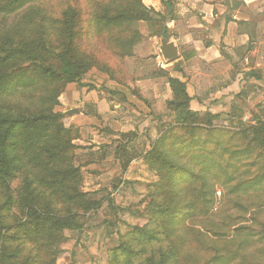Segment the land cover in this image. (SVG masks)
Masks as SVG:
<instances>
[{"label":"trees","instance_id":"16d2710c","mask_svg":"<svg viewBox=\"0 0 264 264\" xmlns=\"http://www.w3.org/2000/svg\"><path fill=\"white\" fill-rule=\"evenodd\" d=\"M33 1L35 0H0V16L15 14ZM142 1L133 0L125 9H115L113 14L109 9L96 13L95 25L104 32L125 24L146 22L162 26L163 33L167 21L169 22L173 15L171 6L163 2L166 9L164 15H160L146 10ZM61 18L55 19L57 23L55 32L59 34L62 43L60 50L54 51L52 57L61 62L64 67L62 71L43 65L44 57L36 49L29 51L27 45H18L10 28L0 27V104L15 96L22 98L31 95L38 86L50 81L63 83L65 86L79 85L86 64L82 60L83 53L79 55L74 45L76 24L73 10L63 12ZM141 40L140 33L134 30L129 39L117 41L121 52L118 51V56L122 59L132 57L133 46L139 44ZM28 60L30 63L26 69L19 67L14 69L17 62ZM109 77L111 80H119ZM168 85L171 97L166 102V108L173 114L172 123L160 132L158 139L143 156V162L148 170L155 172L158 177L156 183L146 185L147 198L144 201L146 209L142 217L147 222L141 227L134 226L119 236L118 245L107 252L106 264H172L174 260H178L181 247L185 250L188 264H237L242 257V251L247 248L241 238L245 236L252 244L261 243L264 241V223L260 225L262 228L255 227L253 222L239 225L234 229L236 237L232 241L226 239L230 229L243 222L216 226L203 220L191 226L187 224V221L199 215V207L207 209L211 202L210 187L206 177L197 176L192 169L180 165L172 153L177 152V156L180 157L181 150L195 149L201 142L194 139L195 134L206 132L203 128L212 130L220 117L208 112L192 111L189 107L191 98L185 83L168 77ZM39 94L41 95L42 91H39ZM19 106L26 108L13 111L10 117L2 113L3 107L0 106V181L6 182L13 175L16 167L8 149L15 146L18 160L24 161L30 171L33 172L34 169L38 174L55 170L58 179H50L49 183L69 188L67 203L76 208V212H81V216L77 218L81 219L84 214L101 208V201L88 200L85 193L77 190L81 181L79 170L70 164L66 166L59 164L69 151L76 149L70 142L79 139L74 136L65 139L70 131L65 130L59 123L62 113H53L45 109L44 103L38 105L36 102L32 104L26 101L24 105L20 103ZM211 130L207 132L211 134ZM246 131L250 132L251 142L264 149V122L258 121L257 125L248 127ZM185 135H189V138L186 139ZM205 143L206 141L203 142ZM245 152L247 148L242 154ZM233 153L235 157L240 154L237 151ZM229 158L233 159L232 152ZM194 160L196 166H202L204 169H209L211 164L214 165L213 161L201 157ZM44 180L46 181V178ZM190 181L200 184L193 198L184 190V186ZM228 184L229 182H225L226 186ZM259 185L257 179L253 178L244 182L237 181L233 187L229 189L227 186L225 190L228 194H235L243 188L252 190ZM17 226L29 244L47 254L49 264H55L57 246L64 230L74 228L73 219L63 218L52 211L41 214L32 208L27 211L25 222ZM197 226L199 228H196ZM3 231L4 225L1 221L0 235ZM4 239L5 237L0 236V264H17L16 261H11L15 257L13 254L4 252ZM224 243H233L236 248L223 253L220 248ZM199 249L206 252L202 257V263L197 254Z\"/></svg>","mask_w":264,"mask_h":264},{"label":"crops","instance_id":"0c3cea01","mask_svg":"<svg viewBox=\"0 0 264 264\" xmlns=\"http://www.w3.org/2000/svg\"><path fill=\"white\" fill-rule=\"evenodd\" d=\"M165 3L173 11L165 31L137 23L142 42L120 63L119 80L103 76V87L94 84L96 89L72 84L65 95L71 104L63 112L78 111L66 120L80 132L74 144L85 162V179L92 183L86 192L106 203L103 212L109 214L112 207V219L88 231L94 239L124 234L140 220L125 208L143 198L139 194L152 181L143 156L172 123L173 114L166 108L171 97L168 77L186 84L194 112L219 115L224 121L238 114L244 122H264V0ZM151 6L164 15L163 3L151 0ZM101 212L88 221L100 219ZM91 250L102 254L97 245Z\"/></svg>","mask_w":264,"mask_h":264},{"label":"rangeland","instance_id":"374dc122","mask_svg":"<svg viewBox=\"0 0 264 264\" xmlns=\"http://www.w3.org/2000/svg\"><path fill=\"white\" fill-rule=\"evenodd\" d=\"M131 1L133 0H35L15 14L0 16V27L10 28L12 34L16 37L15 41L18 45H27L29 51L36 49L44 57L43 65L62 71L64 67L61 62L52 57L54 51L60 50L59 47L62 43L59 34L55 32L57 25L55 19H60L63 12L73 10L76 24L74 26V45L79 55L83 53L82 60L86 64V69L80 76L79 86L96 89L94 84H101L100 86L103 87L101 83L103 76L109 79V76L117 79L122 76L120 63L123 59L118 56L120 47L117 41H125L130 38V35L132 37L137 24H125L122 27L103 32L95 25L94 16L104 9H109L112 14L115 9L123 10ZM158 1L163 3L169 0ZM170 1L173 2L175 0ZM142 4L146 10L154 13L151 0H143ZM152 31H156V29L154 28ZM132 53L134 55V46ZM29 63V60L17 62L14 65V69L16 67L26 69ZM70 85L72 84L65 86L63 83L50 81L38 86L31 95L22 98L15 96L3 101L0 104L3 107L1 111L10 117L13 111H20L26 108H20V103L22 105L26 101L32 104L36 102L38 105L44 103L45 109L53 113H62L63 116L59 123L65 130L70 131V134L65 139L73 136L80 138L79 129L68 125L69 122L66 117L70 116L65 115V112H63L69 106L68 104H71L67 102L65 97ZM38 90L42 91L41 95ZM234 115V119H229L228 121L219 118L214 123L212 130L203 128L206 132L196 133L194 139L201 142L196 145L195 149L181 150L179 152L180 157L177 156V152L172 153L174 159L180 165L192 169L197 176L206 177L207 184L210 187L209 200L211 202L208 204L207 209L203 210V207H199V215L187 221V224L191 226L203 220L212 222L216 226L224 223L236 225L243 222L230 229L226 237L227 241H232L236 237L234 229L239 225L253 222L255 227L262 228L260 225L264 223V149L257 143H252L250 132L246 131L248 127L257 125L258 121L254 123L244 122L240 120L242 118L241 115ZM168 123H171V120L164 125ZM208 130H211L212 133L209 134ZM184 137L188 139L189 135ZM204 141H206L205 144H203ZM70 143L76 146L74 144L75 141ZM14 147H10L8 150L16 168L10 179L6 182L0 181V222L3 221L4 225V231L0 236L5 237L3 241L4 252L15 256L11 261H16L15 263L17 264H49L47 254L34 245L29 244L24 238L23 232L19 230L20 227L17 226L25 222L27 211L32 208L41 214L52 211L63 218L73 219L74 228L64 230L62 239L57 246L58 253L55 256V264H106L108 250L118 245L119 236L123 234L119 235L117 233L116 237H114L113 232L111 238L110 235H106L99 239L95 235L96 239H94L91 238V234H88V231L91 228L102 226L104 219H112V207H108L109 214L103 212V206L106 203L101 201V208L84 214L81 219L77 218V216H81V212H76V208L67 203L69 188L61 184L52 185L49 183L50 179H58V174L55 170L38 174L34 169L33 172L30 171L24 161L18 160L17 151ZM75 148V150L69 151L59 164L62 163V166L70 164L79 170L81 181L77 186V190L85 193L88 200H94L92 193L86 192L89 188L91 189L90 185L92 183L89 180L88 183L86 181L87 173L82 169L85 162L81 163L82 160L78 156L81 152L78 146ZM245 148H247V152L242 154ZM235 151L240 153L236 157L233 153ZM231 152L233 159L229 158ZM198 157L211 160L214 165L211 164L209 169L196 166L197 163L194 159ZM150 177L152 181L148 185L158 181L155 172H151ZM45 178L46 181L44 180ZM253 178L260 183L255 189L245 190L243 188L235 194H228L225 190L227 186L229 189L231 186L233 187L237 181L244 182ZM225 182H229V184L226 186ZM100 184H103V181H100ZM199 188L200 184L192 181L184 186L185 193L192 198L195 197ZM140 195H143V198L138 197L125 210L126 212H133L130 214L132 216L136 212L135 215L140 219L136 226L141 227L147 222L142 217L146 209L144 201L147 198V191L145 190V193ZM131 207L133 210H131ZM100 210L103 212H101L103 215L100 213V219L96 220V218H93L92 221H88V218L93 213L99 217L97 211ZM205 211L207 212L203 214ZM108 227L106 226L105 228ZM133 227H130L128 231ZM196 228H199V226ZM104 231L105 229L101 231L100 235L104 236ZM241 240H244L243 243L247 245V248L242 251V257L237 264H264V241L252 244L245 236ZM227 244H222L220 248L223 253L236 248L233 243ZM94 245H97L98 250L102 254L104 249H106L105 254L95 255L91 250ZM181 248L178 260H174L172 264H188L184 253L185 250L183 247ZM205 253L200 249L197 250L201 263Z\"/></svg>","mask_w":264,"mask_h":264},{"label":"water","instance_id":"95a60500","mask_svg":"<svg viewBox=\"0 0 264 264\" xmlns=\"http://www.w3.org/2000/svg\"><path fill=\"white\" fill-rule=\"evenodd\" d=\"M77 112L78 111L76 109H73V110H69V111L65 112V115L72 116L74 114H77Z\"/></svg>","mask_w":264,"mask_h":264}]
</instances>
